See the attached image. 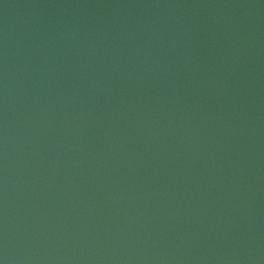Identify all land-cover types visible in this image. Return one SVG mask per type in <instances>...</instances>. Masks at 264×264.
Here are the masks:
<instances>
[{"label": "water", "instance_id": "water-1", "mask_svg": "<svg viewBox=\"0 0 264 264\" xmlns=\"http://www.w3.org/2000/svg\"><path fill=\"white\" fill-rule=\"evenodd\" d=\"M0 264H264V0H0Z\"/></svg>", "mask_w": 264, "mask_h": 264}]
</instances>
